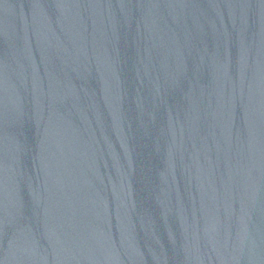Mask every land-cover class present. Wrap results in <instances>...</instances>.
<instances>
[{"label":"water","instance_id":"obj_1","mask_svg":"<svg viewBox=\"0 0 264 264\" xmlns=\"http://www.w3.org/2000/svg\"><path fill=\"white\" fill-rule=\"evenodd\" d=\"M0 264H264V0H0Z\"/></svg>","mask_w":264,"mask_h":264}]
</instances>
